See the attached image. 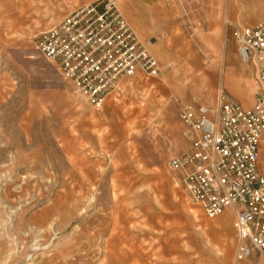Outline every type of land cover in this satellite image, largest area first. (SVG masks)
Returning a JSON list of instances; mask_svg holds the SVG:
<instances>
[{
  "label": "rangeland",
  "instance_id": "obj_1",
  "mask_svg": "<svg viewBox=\"0 0 264 264\" xmlns=\"http://www.w3.org/2000/svg\"><path fill=\"white\" fill-rule=\"evenodd\" d=\"M92 1L0 0V264H234L231 214L207 219L167 162L192 137L177 101L233 97L226 74L252 99L254 67L238 59L232 32L260 22L264 0L129 3L161 72L123 82L100 110L35 50Z\"/></svg>",
  "mask_w": 264,
  "mask_h": 264
},
{
  "label": "built area",
  "instance_id": "obj_2",
  "mask_svg": "<svg viewBox=\"0 0 264 264\" xmlns=\"http://www.w3.org/2000/svg\"><path fill=\"white\" fill-rule=\"evenodd\" d=\"M236 55L254 67L257 90L243 106L223 89L210 104L177 101V114L191 133L189 147L167 162L189 199L207 219L232 216L234 264L264 257V18L235 27ZM122 14L118 0L82 4L42 32L35 50L95 110L123 82L161 72L150 50Z\"/></svg>",
  "mask_w": 264,
  "mask_h": 264
},
{
  "label": "crops",
  "instance_id": "obj_3",
  "mask_svg": "<svg viewBox=\"0 0 264 264\" xmlns=\"http://www.w3.org/2000/svg\"><path fill=\"white\" fill-rule=\"evenodd\" d=\"M121 2V6H122V11L125 15V17L128 19V21L130 22V25L132 26L133 30L137 33V35L143 39V40H146L145 38V35H147L145 33V29L143 30L141 28V23H137L136 21H134L133 19L130 18V5L129 3L133 2L135 5H137L140 9H147V8H152L155 4H156V0H120ZM212 13H214V20L218 19V17L220 16V9L217 10H214ZM144 21H146L147 23L146 24H150L152 22L151 19L149 18H146V17H143L142 19V23H144ZM155 23V22H154ZM214 38H218L216 36V33H214L212 35ZM224 44H222V49H221V53H220V56H221V59H222V62L224 61L225 62V50H224ZM188 50L190 51V47H188ZM194 62H197L196 58H193ZM224 84L227 88H229L231 94L233 95V97L229 94V96H231V98H233L234 100H236L237 102H239L240 104H242L243 106H250L252 104V99L250 98V96L252 95V92L246 88V90H243L242 88H240V86L232 80V78L229 76V75H224ZM256 88V86H255ZM264 140V138H263ZM263 142V141H262ZM260 153H261V149H260ZM261 155V154H260ZM263 170V169H262ZM264 171V170H263ZM228 214V213H226ZM194 221H196L197 223H200L202 224L204 227H206V224L203 223V221L200 219L198 213L195 211H192L191 213ZM221 223L219 224L218 227H221Z\"/></svg>",
  "mask_w": 264,
  "mask_h": 264
},
{
  "label": "bare ground",
  "instance_id": "obj_4",
  "mask_svg": "<svg viewBox=\"0 0 264 264\" xmlns=\"http://www.w3.org/2000/svg\"><path fill=\"white\" fill-rule=\"evenodd\" d=\"M121 7V6H120ZM121 9V8H120ZM121 11H122V9H121ZM122 14H123V16L125 17V15H124V13H123V11H122ZM126 19V18H125ZM128 23V22H127ZM130 26V25H129ZM131 27V26H130ZM131 29H132V27H131ZM133 30V29H132ZM133 32L137 35V33L133 30ZM137 37L140 39V40H142V41H147V40H143V39H141L138 35H137ZM227 258V257H226Z\"/></svg>",
  "mask_w": 264,
  "mask_h": 264
}]
</instances>
